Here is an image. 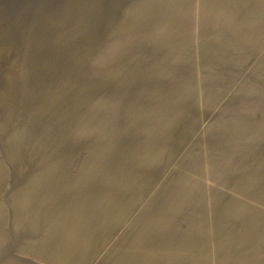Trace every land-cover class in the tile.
I'll use <instances>...</instances> for the list:
<instances>
[{
	"label": "rangeland",
	"instance_id": "1",
	"mask_svg": "<svg viewBox=\"0 0 264 264\" xmlns=\"http://www.w3.org/2000/svg\"><path fill=\"white\" fill-rule=\"evenodd\" d=\"M77 1L0 0V264H264V0Z\"/></svg>",
	"mask_w": 264,
	"mask_h": 264
},
{
	"label": "bare ground",
	"instance_id": "2",
	"mask_svg": "<svg viewBox=\"0 0 264 264\" xmlns=\"http://www.w3.org/2000/svg\"><path fill=\"white\" fill-rule=\"evenodd\" d=\"M66 2L70 6L69 11H71L73 14H76L79 10V8H77L78 1L77 0H66ZM71 12L69 14H71ZM71 23H72V20H71V17L69 16L68 18H66L65 21L50 20V21H46L44 24H40L38 30L36 31L37 35L39 36L40 34V36L37 37L36 40L34 41V44L36 45L35 47H37L38 50H40V52H38L37 50V53H36L37 61L41 62V64L36 63L37 66L41 68L40 72L45 71L44 65L47 64L48 62V55L50 53H53L55 54V56H57L60 52V48H59L60 46L57 45L56 43L55 44L51 43L50 42L51 39H48V38L52 35H55L57 32H59V30H64V29L68 30L70 28L69 26ZM5 47H6L5 42L3 41L0 46V68H3L5 71H7V70H12L13 66H11L10 60L6 55ZM4 76L6 77V75ZM5 77L4 79L7 78ZM6 80H3V84L5 83ZM111 86L113 87V85ZM80 91L81 89H76V90H71L70 92H67L66 94H64V97H67L66 101L71 100V98L74 95L79 94ZM21 166H22V162L18 160L16 163V174L18 178H20V175L22 174ZM142 261H145V259H143Z\"/></svg>",
	"mask_w": 264,
	"mask_h": 264
}]
</instances>
